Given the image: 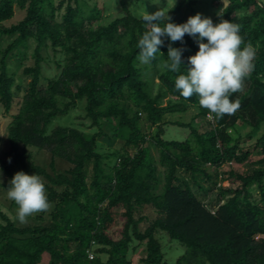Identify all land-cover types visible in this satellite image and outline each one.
Masks as SVG:
<instances>
[{"label":"trees","instance_id":"16d2710c","mask_svg":"<svg viewBox=\"0 0 264 264\" xmlns=\"http://www.w3.org/2000/svg\"><path fill=\"white\" fill-rule=\"evenodd\" d=\"M121 2L125 15L92 27L105 10L86 0H0V37L14 38L0 59V104L12 116L10 155L20 170L42 177L51 203L26 227L0 209V264H134L131 253L140 248L142 264H264V3L223 0L212 20L239 24L256 56L246 90L231 97L239 100L238 111L209 120L197 96L186 100L175 88L188 57L199 50L197 40L165 37L163 54L142 64L137 44L149 26ZM17 10L23 19L6 25ZM169 45L183 49L178 72L159 66L168 60ZM46 48L63 57L54 58L58 73L42 88ZM30 57L32 65L26 64ZM12 60L30 79L26 85ZM79 108L83 124L53 126ZM191 110L189 121L182 120ZM239 123L263 131L254 144L244 145L253 134L232 133ZM108 125L117 140L113 147L101 142ZM171 127L188 135L168 137ZM30 148L51 155L48 168L36 163ZM57 159L71 167L60 171ZM235 165L251 169L241 173ZM2 168L8 181L0 186L7 189L15 172L5 162ZM146 206L158 217L143 230L148 217L136 213ZM159 232L185 248L174 263L166 259Z\"/></svg>","mask_w":264,"mask_h":264},{"label":"clouds","instance_id":"9594fccd","mask_svg":"<svg viewBox=\"0 0 264 264\" xmlns=\"http://www.w3.org/2000/svg\"><path fill=\"white\" fill-rule=\"evenodd\" d=\"M141 18L150 30L138 40L140 63L150 64L157 53H161L163 38L174 43L183 42L185 35L191 36L197 40L199 50L188 57L187 73L176 77V90L186 100L197 96L200 107L208 110L209 120L222 119L238 111L240 102L231 97L243 91L245 79L254 70L256 56V47L251 42L245 44L240 35L239 24L224 19L214 24L211 18L200 13L190 16L186 23L177 24L171 22V17L163 10L151 14L145 10ZM182 52L183 49L169 45L168 60L162 61L160 68L178 72ZM7 198L17 205L16 219L21 224H26L31 216L51 209L45 182L38 174L16 172L9 181Z\"/></svg>","mask_w":264,"mask_h":264},{"label":"rangeland","instance_id":"374dc122","mask_svg":"<svg viewBox=\"0 0 264 264\" xmlns=\"http://www.w3.org/2000/svg\"><path fill=\"white\" fill-rule=\"evenodd\" d=\"M127 6L130 10H132L137 16L141 17V13L143 11H147L148 13H154L158 10H163L165 13H168L169 17H173L177 22L179 23H186L187 19L190 16L196 15L197 13H200L204 17L211 18L212 20L214 17L220 13L223 0H192L194 2L192 7L188 6V2L186 0H145V1H138V0H125ZM88 6H94L98 5V7L103 8L104 11V17L103 20L96 22L92 25V27H96L100 24H108L112 20L121 17L126 14L125 9L123 8V4L121 0H86ZM264 3V0H262ZM25 13L23 11L17 10L15 17L11 20L6 22V25L10 26L14 23L19 22L21 19H23ZM14 38H11L10 36H1L0 37V59L2 57V53L6 47L13 41ZM34 47L31 48L30 53H32ZM43 56L46 58L44 62V68H43V76L41 80V87L45 88L48 84V79L52 78L56 73H58V69L56 67V64L54 62V58H61L63 55L61 53H55L52 48H46L43 50ZM12 67L15 69L17 73V78H24L22 73V67H18V63L15 60L10 61ZM26 64L32 65L33 64V58L30 57L28 61H26ZM30 81L29 78H24V84L28 83ZM158 82V80H157ZM246 90V86L244 87L243 91ZM21 98L17 97L15 100V104L13 107V114L18 111L19 108V102ZM194 111L191 110L187 114V116H181V119L184 121H189L190 117L193 116ZM82 114L81 109L72 112L70 115L63 117H59L55 120L53 126L55 125H78L83 124L80 120V116ZM12 119L11 115L5 116L4 115V109L2 105L0 104V170H2V175H0V180H2V183H5L8 181V176L6 172L2 168V162L7 163L9 166L12 167L13 171L16 173L20 170L14 163L11 155L10 150L11 146L8 140V125ZM82 119V118H81ZM176 120V119H175ZM86 123V121H84ZM199 124V122H197ZM200 125V124H199ZM86 126V125H85ZM113 129L114 127L112 125H108L106 128V132L108 134V137H102L101 142L109 145V146H115L117 143L116 139H113ZM188 130L186 129H179L176 127H171V130L167 133L168 137H175L177 139L182 138L183 136L188 135ZM253 132L252 127L248 125H243L239 123L235 129H233V134H239L242 136V138H246L249 134H253V139H250L249 141L244 142V145H251L256 142V140L261 136L262 130ZM33 152L34 158L36 163H38L41 166L49 167L50 161H51V155L46 151H39L37 149H29ZM151 154L153 157L158 160L159 157V151L155 148V146L150 145ZM259 158L258 154L255 153L253 156V159ZM10 161V162H9ZM57 167L60 171H65L69 169L71 166L69 163L57 159ZM236 169L241 172L245 173L246 171L250 170L251 167L249 165H235ZM164 179V171L161 169V180ZM226 186H229L231 182L226 181L224 183ZM238 183H234L231 186H237ZM216 190L211 192L210 197L215 198ZM253 197L254 199H260V193L254 185L253 188ZM212 209H215L216 206L213 205L211 207ZM0 209L6 213L12 220L16 222V224L19 227H26L31 226L36 223L35 218L37 216H31L28 218V222L26 224H21L16 219V210L17 205L9 200L7 198V189L0 186ZM147 216L148 221L142 223L141 227L144 230L147 225L156 219L158 217L157 211L152 206H146L143 209H140L136 213V217L139 216ZM1 221V218H0ZM157 237L160 239V242L162 243L164 247V252L166 254V259L174 263L185 251V248L179 244L178 242L170 241L169 237L159 232ZM263 237L264 236H260ZM144 248H140L137 252L131 253V259L133 260L134 264H142L140 262V258L144 256Z\"/></svg>","mask_w":264,"mask_h":264}]
</instances>
